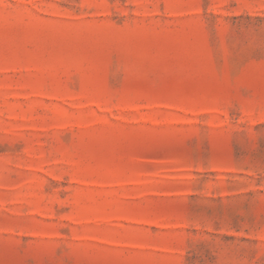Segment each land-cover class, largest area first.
Here are the masks:
<instances>
[{"label": "rangeland", "instance_id": "obj_1", "mask_svg": "<svg viewBox=\"0 0 264 264\" xmlns=\"http://www.w3.org/2000/svg\"><path fill=\"white\" fill-rule=\"evenodd\" d=\"M0 264H264V0H0Z\"/></svg>", "mask_w": 264, "mask_h": 264}]
</instances>
